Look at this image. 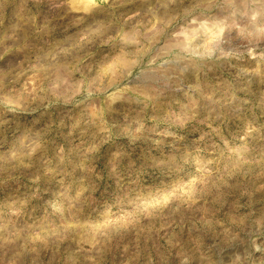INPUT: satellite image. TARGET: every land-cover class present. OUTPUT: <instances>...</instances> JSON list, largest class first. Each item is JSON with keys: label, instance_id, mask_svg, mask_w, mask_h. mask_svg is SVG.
<instances>
[{"label": "rangeland", "instance_id": "obj_1", "mask_svg": "<svg viewBox=\"0 0 264 264\" xmlns=\"http://www.w3.org/2000/svg\"><path fill=\"white\" fill-rule=\"evenodd\" d=\"M0 264H264V0H0Z\"/></svg>", "mask_w": 264, "mask_h": 264}]
</instances>
